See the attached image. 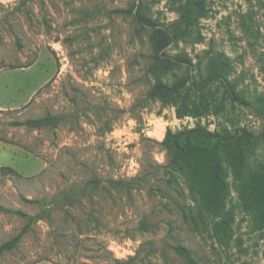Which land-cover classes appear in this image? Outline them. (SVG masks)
<instances>
[{"label":"rangeland","instance_id":"rangeland-1","mask_svg":"<svg viewBox=\"0 0 264 264\" xmlns=\"http://www.w3.org/2000/svg\"><path fill=\"white\" fill-rule=\"evenodd\" d=\"M135 3L176 34L166 52L192 61L162 81L215 67L264 110V0H0V168L15 170H0V204L35 218L0 264H188L177 244L201 264H264V224L240 189L264 164V114L233 100L219 80L189 91L195 111L182 116L152 98L156 51ZM188 4L186 36L180 9ZM46 113L62 119L41 128L10 123ZM195 127L225 131L215 148L227 183L220 207L203 200L204 169L199 182L188 167L168 164L167 132ZM241 129L256 135L253 143L228 137ZM26 222L0 210V244Z\"/></svg>","mask_w":264,"mask_h":264},{"label":"trees","instance_id":"trees-1","mask_svg":"<svg viewBox=\"0 0 264 264\" xmlns=\"http://www.w3.org/2000/svg\"><path fill=\"white\" fill-rule=\"evenodd\" d=\"M132 13L137 22L143 27L152 29L151 41L153 48L156 51L154 62L151 64L150 71L157 77L156 82L151 87L149 95L152 98H157L163 103L174 104L177 107V115L182 116L186 113L195 111L194 105L191 106L189 91L196 93H203L210 88L216 81H221L230 97L239 103L247 106L255 107L257 113L261 116L264 110L258 108L256 104L247 101L244 97L240 96L239 92L235 90L234 86L225 83L222 79L221 72L218 68L213 67V70L205 75H200L198 79L190 73L186 77L177 78L173 83H165L160 76L170 69L179 66H192V61L185 55H170L166 52V48L173 42L176 34L166 27L158 25L151 19L144 11L136 8V3L132 8ZM181 21L185 25V35L189 36L193 33L191 26L193 25V13L191 6L188 4L180 9ZM201 37L200 33L197 34ZM196 38V37H195ZM189 83V85H188ZM190 104V105H189ZM61 116L52 113H46L40 117L27 118L25 120H13V126H28L31 128H41L47 125H56L61 120ZM1 125V122H0ZM264 136V130L262 131ZM228 137L236 142H245L251 144L256 139L251 131L241 129L235 134H229ZM225 143V131L223 133H212L202 127H195L191 129L182 130L172 133L170 130L167 132L162 144L167 150L170 160L168 162L171 166H178L181 168L188 167V171L195 179H201L203 169L206 174L207 186L203 191V200H213L217 207L223 204L227 192V183L225 181L223 166L218 158L217 146ZM245 152L241 147L235 151L233 161L237 175H241L243 165L245 163ZM216 161V166L211 167V162ZM2 174L8 171H15L10 166H2L0 168ZM171 176L169 179H171ZM171 182V180H168ZM199 180V182H201ZM241 195L243 201L251 204L257 211L260 224H264V164L255 166L252 171L241 181ZM0 210L5 212H16L27 218L26 224L22 230L6 242L0 244V252L10 250L17 246L23 234L29 229L31 223L35 220L34 217L29 216L21 210H13L6 208L0 204ZM199 215V214H198ZM193 217V216H192ZM174 250L185 258L188 264H201L193 256V251L186 246L177 244L173 246ZM136 257L130 260L123 261L117 260L118 264H135Z\"/></svg>","mask_w":264,"mask_h":264}]
</instances>
